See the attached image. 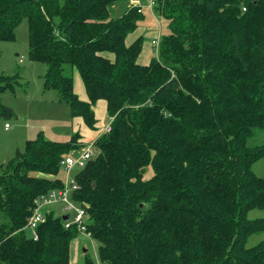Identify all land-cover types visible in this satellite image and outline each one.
<instances>
[{"label":"trees","instance_id":"trees-1","mask_svg":"<svg viewBox=\"0 0 264 264\" xmlns=\"http://www.w3.org/2000/svg\"><path fill=\"white\" fill-rule=\"evenodd\" d=\"M131 1L0 0V42H14L27 20L44 90L90 130L93 107L106 104L110 131L75 171L70 196L86 208L98 261L264 264V239L247 246L264 231V219L248 218L264 210V176L252 171L264 158V0H156L169 32L147 65L137 62L143 37L127 44L148 13ZM17 82L19 73L0 76L1 117L13 114L1 95ZM80 139L39 135L0 165V264H72L76 225L48 213L36 240L24 228L35 201L64 188L61 161ZM83 264H94L87 252Z\"/></svg>","mask_w":264,"mask_h":264},{"label":"rangeland","instance_id":"rangeland-1","mask_svg":"<svg viewBox=\"0 0 264 264\" xmlns=\"http://www.w3.org/2000/svg\"><path fill=\"white\" fill-rule=\"evenodd\" d=\"M139 28H143V33L146 36H142V51L138 59L147 62L149 59L156 57L151 41L157 38L158 30H160L161 35H166L169 30L167 22L154 13H146ZM139 28L132 33L133 35L128 36V40L140 34ZM152 31L154 33H151ZM43 68L45 69L43 64L30 62L28 59V25L27 20L23 19L15 30V41L0 42V76H14L19 73L20 81L17 82L18 87L15 92H5L1 95L2 104L12 109L13 114L8 118L0 116V165L11 160L16 151L23 150L28 140H33L39 135L49 141L67 142L75 134L84 133L86 136L91 133L87 131V129L89 131L90 129L84 125L80 118L71 116L69 105L60 102L55 90H44L41 81L45 74ZM79 79L76 71H74L75 93L77 96L86 99L83 84ZM27 85L28 89L24 95L22 89L23 86L27 87ZM102 104L105 105V102L102 101ZM108 125H110V118L106 113V117L100 118L95 128L99 132ZM6 126L7 129H5ZM259 140L261 139L259 138ZM83 147L84 145L79 150ZM74 153L75 151H71L68 155L76 158L78 154ZM76 170V168L73 169L70 178L74 177ZM252 171L257 177L264 176V158L252 166ZM62 173V180L65 181L66 171L63 170ZM149 174L151 175V173ZM65 207L64 204L56 203L42 207L41 213H52L60 217L69 216V221H72L75 212L68 211ZM248 218L252 220L264 219V210H252L248 213ZM263 239L264 231L251 236L247 241V246H254ZM97 248V242L92 240L91 237L78 233L75 240L71 242V263L83 264L84 254L87 252L94 264H102L98 261Z\"/></svg>","mask_w":264,"mask_h":264},{"label":"built area","instance_id":"built-area-1","mask_svg":"<svg viewBox=\"0 0 264 264\" xmlns=\"http://www.w3.org/2000/svg\"><path fill=\"white\" fill-rule=\"evenodd\" d=\"M155 2L156 0H143L141 2L137 0L131 1L130 6L133 8H137L138 13L142 12L145 9L148 13L153 14ZM157 34L158 37L151 42L155 51L158 49L160 38L159 30ZM103 131V133H108L110 131V125L106 126ZM74 154H78L76 158L67 155L61 161V166L63 167V170L66 171L64 188L60 190H52L48 194L39 197L35 201L36 207L32 215L27 220V224L24 228L25 230L30 232L29 235L34 240L37 239V227L40 224L44 223L46 220L45 214L41 213L42 207L56 203L64 204L66 206V210L75 212V216L72 221H69V216H67L68 218L66 220L65 228H70L71 225H76L80 234H85L87 237H90L89 233H86V208H80L70 200V193L72 191L79 190L78 184L75 182L74 178H70V174L75 168L77 170L83 169L86 163L94 158V156L96 155L95 145L93 143H90L84 146L81 150L76 151Z\"/></svg>","mask_w":264,"mask_h":264},{"label":"crops","instance_id":"crops-1","mask_svg":"<svg viewBox=\"0 0 264 264\" xmlns=\"http://www.w3.org/2000/svg\"><path fill=\"white\" fill-rule=\"evenodd\" d=\"M140 29V34L139 35H136V36H134L131 40H128L127 39V44H130V43H132L134 40H136L138 37H140V36H146V34H144L143 32V28H139ZM151 33H154L153 31L151 32ZM133 35V34H132ZM157 37H158V34H157ZM152 42V41H151ZM137 62L138 63H141L140 65H147V64H149V62H150V59L147 61V62H145V61H140L139 59L137 60ZM44 69V68H43ZM43 73H45V69L43 70ZM77 73V72H76ZM77 76H78V78H80L79 77V75L77 74ZM74 79H75V77H74ZM79 80H81V79H79ZM82 82V81H81ZM73 83H74V80H73ZM75 85V84H74ZM83 89H84V86H83ZM81 92V91H80ZM74 93H75V88H74ZM82 93V92H81ZM84 93H85V96H86V99H85V97H83L82 98V96L80 97V96H77L78 98H79V100H81V101H87V95H86V92H85V89H84ZM76 94V93H75ZM77 95V94H76ZM93 111H94V115H95V119H96V121L98 122V120L100 119V118H102V117H106V104L105 105H103L102 104V101H98L96 104H95V106L93 107ZM82 120V119H81ZM96 126V125H95ZM5 129H7V127H5ZM87 131L88 132H91V133H88L89 135H84V133H80V137H81V139H80V142H81V145H84V146H86V145H88V144H90V143H94L95 142V140L104 132L103 131V129L102 130H100L99 132H97V128H95V131H89L88 129H87ZM84 135V136H83Z\"/></svg>","mask_w":264,"mask_h":264},{"label":"water","instance_id":"water-1","mask_svg":"<svg viewBox=\"0 0 264 264\" xmlns=\"http://www.w3.org/2000/svg\"><path fill=\"white\" fill-rule=\"evenodd\" d=\"M67 218H68L67 216H64V217H63V220H67ZM85 252H86V251L84 250V253H85Z\"/></svg>","mask_w":264,"mask_h":264}]
</instances>
